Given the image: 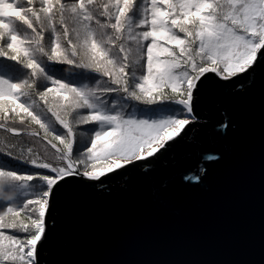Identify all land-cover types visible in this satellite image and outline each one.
<instances>
[{
    "label": "snow or ice",
    "instance_id": "snow-or-ice-1",
    "mask_svg": "<svg viewBox=\"0 0 264 264\" xmlns=\"http://www.w3.org/2000/svg\"><path fill=\"white\" fill-rule=\"evenodd\" d=\"M257 80L264 0H0V264H53L71 190L165 167L210 91Z\"/></svg>",
    "mask_w": 264,
    "mask_h": 264
},
{
    "label": "water",
    "instance_id": "water-1",
    "mask_svg": "<svg viewBox=\"0 0 264 264\" xmlns=\"http://www.w3.org/2000/svg\"><path fill=\"white\" fill-rule=\"evenodd\" d=\"M236 88L244 95L212 90L205 96L198 117L203 129L165 167L95 189L71 190L57 214L50 255L45 252L42 259L53 264H264V83ZM221 109L236 125L226 134L214 131ZM209 155L223 158L205 159ZM196 176L204 177L201 184Z\"/></svg>",
    "mask_w": 264,
    "mask_h": 264
},
{
    "label": "trees",
    "instance_id": "trees-1",
    "mask_svg": "<svg viewBox=\"0 0 264 264\" xmlns=\"http://www.w3.org/2000/svg\"><path fill=\"white\" fill-rule=\"evenodd\" d=\"M17 67H19V66H17ZM57 67H64V66H59V65H57ZM141 107H143V106H141ZM0 138H2V137H0ZM26 139V141H27V138H25Z\"/></svg>",
    "mask_w": 264,
    "mask_h": 264
},
{
    "label": "rangeland",
    "instance_id": "rangeland-1",
    "mask_svg": "<svg viewBox=\"0 0 264 264\" xmlns=\"http://www.w3.org/2000/svg\"><path fill=\"white\" fill-rule=\"evenodd\" d=\"M198 122H201V120L198 119Z\"/></svg>",
    "mask_w": 264,
    "mask_h": 264
}]
</instances>
